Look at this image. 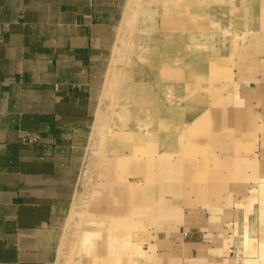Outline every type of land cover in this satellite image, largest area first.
Returning a JSON list of instances; mask_svg holds the SVG:
<instances>
[{
	"label": "crops",
	"instance_id": "crops-1",
	"mask_svg": "<svg viewBox=\"0 0 264 264\" xmlns=\"http://www.w3.org/2000/svg\"><path fill=\"white\" fill-rule=\"evenodd\" d=\"M255 3L220 61L207 41L184 66L180 45L175 76L162 64L158 81L145 80L142 154L112 149L92 167L127 0H0V264H66V251L75 264H264V0ZM130 117L119 113V127Z\"/></svg>",
	"mask_w": 264,
	"mask_h": 264
},
{
	"label": "rangeland",
	"instance_id": "rangeland-1",
	"mask_svg": "<svg viewBox=\"0 0 264 264\" xmlns=\"http://www.w3.org/2000/svg\"><path fill=\"white\" fill-rule=\"evenodd\" d=\"M256 1L127 0L104 78L99 111L92 130L86 162L93 167L97 158L101 160L110 155L112 149L127 152L128 146L133 148L130 154H142V125L148 124V120L144 122L145 80L158 81L157 70L162 64V76L173 78L176 74L173 71L178 65L173 54L180 49V45L183 47L184 66L191 64V49L194 48L198 52L206 50L207 41L211 42L210 44L214 43L215 60L220 59L226 39L230 35L236 38L240 34L238 28L240 18L246 24L253 18ZM192 15L198 16V19L192 21ZM148 44L151 47L144 48ZM159 53L162 55L159 56ZM198 59L203 60L201 64L206 66L205 56ZM157 90L153 89L152 93L155 94ZM167 90L171 92V86ZM127 92L129 96H126ZM133 93L135 95H132ZM193 94L194 92L191 93L189 90L184 97L194 96ZM126 109L131 117L123 127H119L118 114L125 112ZM156 112L157 108L152 106V116ZM128 131H131L130 134ZM86 166L84 174L89 169V166ZM78 194L79 191L76 200ZM88 234L91 235V246L94 247L95 233ZM85 235L83 232L81 241ZM61 257L62 263L65 261L68 264L71 261V264H75L72 254L67 259V251Z\"/></svg>",
	"mask_w": 264,
	"mask_h": 264
},
{
	"label": "bare ground",
	"instance_id": "bare-ground-1",
	"mask_svg": "<svg viewBox=\"0 0 264 264\" xmlns=\"http://www.w3.org/2000/svg\"><path fill=\"white\" fill-rule=\"evenodd\" d=\"M178 3V2H177ZM191 4V3H190ZM189 5V4H188ZM173 6V5H172ZM192 6V5H191ZM180 19V18H179ZM187 20V19H186ZM180 21H181V19H180ZM167 22H169V21H167ZM183 26V25H182ZM146 41V40H145ZM167 91V90H166ZM131 105V104H130Z\"/></svg>",
	"mask_w": 264,
	"mask_h": 264
}]
</instances>
